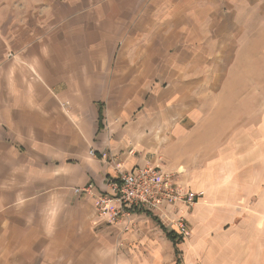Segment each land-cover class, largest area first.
I'll return each instance as SVG.
<instances>
[{
	"label": "crops",
	"instance_id": "1",
	"mask_svg": "<svg viewBox=\"0 0 264 264\" xmlns=\"http://www.w3.org/2000/svg\"><path fill=\"white\" fill-rule=\"evenodd\" d=\"M262 16L264 0H0V264H178L152 216L125 231L97 197L160 165L206 190L191 215L206 220L225 168L204 145L205 97Z\"/></svg>",
	"mask_w": 264,
	"mask_h": 264
},
{
	"label": "rangeland",
	"instance_id": "2",
	"mask_svg": "<svg viewBox=\"0 0 264 264\" xmlns=\"http://www.w3.org/2000/svg\"><path fill=\"white\" fill-rule=\"evenodd\" d=\"M260 25L250 33L249 45L233 68L226 69L219 91L204 101L210 125L203 133L212 135L204 145L212 148V160H222L220 166L225 168L221 177L225 183L217 192L220 198L203 207L208 217L200 223L191 215L205 199L204 189H197L204 191V197L188 209V215H155L170 230L178 217L185 218L191 232L182 241L185 264H264V24ZM232 167L236 173L227 174Z\"/></svg>",
	"mask_w": 264,
	"mask_h": 264
},
{
	"label": "built area",
	"instance_id": "3",
	"mask_svg": "<svg viewBox=\"0 0 264 264\" xmlns=\"http://www.w3.org/2000/svg\"><path fill=\"white\" fill-rule=\"evenodd\" d=\"M177 175L178 172L167 171L160 165L118 171L115 177L107 180L111 193L97 197L96 211L110 223L124 222V230L128 231L133 223L132 216L136 213L152 212L160 205H184L190 209L204 197V191L188 188ZM92 190L91 185L84 189L87 193H92ZM82 191L77 189V192ZM174 224L176 227L172 230L178 235L183 238L190 236V228L182 215Z\"/></svg>",
	"mask_w": 264,
	"mask_h": 264
},
{
	"label": "trees",
	"instance_id": "4",
	"mask_svg": "<svg viewBox=\"0 0 264 264\" xmlns=\"http://www.w3.org/2000/svg\"><path fill=\"white\" fill-rule=\"evenodd\" d=\"M142 212V211H140ZM148 215L152 216L154 218V220L161 226V228L166 232V235L168 236V238H170L173 243H174V247H175V253L177 256V263L178 264H182V260L179 257L181 251L178 248V244H180L183 241V237H181L180 235H178L174 230H170L166 225H164L162 223V221L156 217L152 212H146Z\"/></svg>",
	"mask_w": 264,
	"mask_h": 264
}]
</instances>
